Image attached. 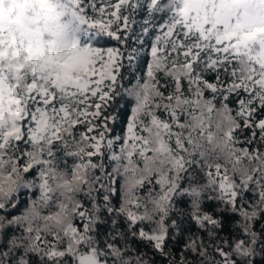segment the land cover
Here are the masks:
<instances>
[{
  "label": "snow or ice",
  "instance_id": "1",
  "mask_svg": "<svg viewBox=\"0 0 264 264\" xmlns=\"http://www.w3.org/2000/svg\"><path fill=\"white\" fill-rule=\"evenodd\" d=\"M0 264H264V0H0Z\"/></svg>",
  "mask_w": 264,
  "mask_h": 264
}]
</instances>
